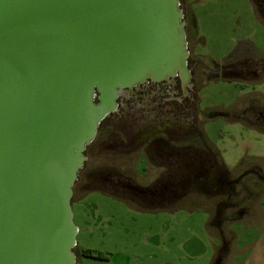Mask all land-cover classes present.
Wrapping results in <instances>:
<instances>
[{"label":"water","instance_id":"1","mask_svg":"<svg viewBox=\"0 0 264 264\" xmlns=\"http://www.w3.org/2000/svg\"><path fill=\"white\" fill-rule=\"evenodd\" d=\"M181 0H0V264H81L74 186L126 89L188 84Z\"/></svg>","mask_w":264,"mask_h":264},{"label":"rangeland","instance_id":"2","mask_svg":"<svg viewBox=\"0 0 264 264\" xmlns=\"http://www.w3.org/2000/svg\"><path fill=\"white\" fill-rule=\"evenodd\" d=\"M181 2L190 13L194 54L209 70V77L193 87L200 125L193 140L218 153L224 178L238 179L253 169L264 174V126L255 116V108L264 104V60L256 69L259 73L245 72V64L261 61L264 55V14L258 12L256 0ZM229 61L236 64L233 72L210 73L223 71ZM94 164L89 161L88 167ZM131 165L140 185L156 176L157 168L141 155ZM91 178L75 186L72 199L81 264H213L216 259L264 264V189L256 192L257 183H251V196L234 198L246 211L230 215L233 211L228 209L222 220L213 216L220 196H202L203 181L194 182L177 200L149 206L103 185L100 174ZM251 178L235 184L239 193ZM211 179L213 185L216 181Z\"/></svg>","mask_w":264,"mask_h":264},{"label":"flooded vegetation","instance_id":"3","mask_svg":"<svg viewBox=\"0 0 264 264\" xmlns=\"http://www.w3.org/2000/svg\"><path fill=\"white\" fill-rule=\"evenodd\" d=\"M255 4L258 12L263 15L264 0H256ZM183 10L190 50L188 58V67L192 74L190 82L185 84L182 78L177 76L162 81L149 79L131 89L126 88L117 98V109L101 122L95 139L87 146L85 151L87 160L75 186L100 174L102 184L113 188L112 190L133 196L137 198L136 202L142 201L149 206H159L179 199L188 193L194 182L203 181L205 184L200 185L203 195L220 196V200L215 204L216 208L223 207L233 211L231 213H239L241 209L245 212L246 207L243 203H236L234 198L251 196L254 192L251 183L260 182L264 186V174L253 169L238 179L229 176L224 178L225 170L219 169L217 153L198 146L193 140V135L200 134L193 87L198 85L202 77H209V70L202 66L194 54L190 13L188 8ZM261 59L245 64V72L259 73L256 69L262 67L264 56ZM235 66L234 63L224 66L223 71L217 68L210 73L217 76L225 75L233 72ZM263 72L260 71V75ZM255 110H257L255 116L262 120L260 124L264 126V104ZM140 155L157 168L153 170L156 176L146 186L138 184L131 172L133 167L131 163L137 164ZM93 160L96 165L94 164V168L91 169L88 162ZM100 165L103 167L102 170L99 168ZM98 169L100 172L96 174ZM252 175L254 177L251 178ZM211 176H214L212 179L216 181L213 185L209 183ZM247 177L253 179V182L250 180L249 183L246 182L239 193L235 184ZM209 186L212 189H209ZM229 244L227 241L226 245ZM77 260L79 261L78 256Z\"/></svg>","mask_w":264,"mask_h":264},{"label":"crops","instance_id":"4","mask_svg":"<svg viewBox=\"0 0 264 264\" xmlns=\"http://www.w3.org/2000/svg\"><path fill=\"white\" fill-rule=\"evenodd\" d=\"M261 56H264V55H261ZM260 182H257V186L256 187H258L257 189H255V191L256 192H258L259 193V191H262V189H264V188H261L260 187ZM254 190V189H253ZM202 196H204L203 194H202ZM208 198V197H207ZM213 209H215V211L213 212L214 213V215L213 216H215L216 215V217L218 218V219H221L222 218V220L223 219H225V217H224V214L226 213V212H228L226 209H224L223 207H221V208H216L215 206H214V208ZM234 213H231L230 215H233ZM221 220V221H222ZM220 254H218V256H219ZM220 261H222V263L221 264H225V263H223V261H224V259H220L219 261L216 259V261L213 263V264H219V262Z\"/></svg>","mask_w":264,"mask_h":264},{"label":"trees","instance_id":"5","mask_svg":"<svg viewBox=\"0 0 264 264\" xmlns=\"http://www.w3.org/2000/svg\"><path fill=\"white\" fill-rule=\"evenodd\" d=\"M232 63H230V61L229 62H227V64H226V66H229V65H231ZM217 155H218V153H217ZM75 250H76V254H77V256H78V253H79V249L77 248V246H76V248H75Z\"/></svg>","mask_w":264,"mask_h":264}]
</instances>
